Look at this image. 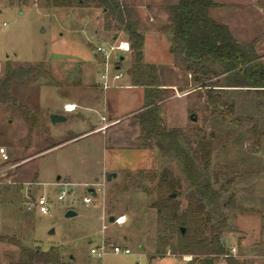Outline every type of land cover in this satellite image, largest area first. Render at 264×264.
<instances>
[{
    "label": "rangeland",
    "instance_id": "obj_1",
    "mask_svg": "<svg viewBox=\"0 0 264 264\" xmlns=\"http://www.w3.org/2000/svg\"><path fill=\"white\" fill-rule=\"evenodd\" d=\"M177 1L120 0L136 12L146 34L148 57L160 63L161 83L183 86V90H166L159 110L161 124L180 130V144L191 152L198 149L199 141L212 148L210 164L206 167L198 160L197 167L202 179L222 195L226 256L242 264H264V94L247 90L225 94L220 88L194 83L191 72L176 62L163 38L153 36L159 28L168 35L170 21L165 8ZM217 5L211 10L214 19L230 25L237 22L233 5ZM103 16L102 9L95 6L54 8L46 0H0V80L10 67L18 70L45 64L40 73L30 75L28 84L10 89L12 99L0 102V147L8 150L12 164H18L5 174L11 182L0 179V264H25L28 257L23 248L54 250L71 264H199L193 255L177 250V225L156 206L165 171L178 184L175 198L180 214L192 188L183 161L172 152H162L155 142L143 148L139 139L142 151H91L83 158L90 176L102 169L117 176L108 181L104 174L98 181L73 185L64 201L57 200L62 187L57 188L55 178L44 179L43 166L52 160L51 155L43 154L44 145L61 141L50 138L41 125L42 90L52 85L73 93L82 76V64L94 66L93 74L101 79L104 67L96 61L97 45L109 44L102 40L111 41L114 35L127 38L115 29L107 31ZM231 27L233 31V24ZM132 56L133 51L121 55L124 69L131 66ZM212 82L222 84L223 78L206 84ZM190 91L185 99L168 100ZM125 105L130 108L133 103L126 101ZM185 109V126L170 127L168 112L180 119ZM192 114L196 121L190 118ZM94 137L79 144L90 143ZM74 146H66L64 152H71ZM96 182L104 183L103 190L89 192ZM38 194H47L53 201L49 214L26 211L27 196ZM87 195L92 197L90 205L83 202ZM70 208L76 216L66 217ZM111 216H125L126 221L112 223ZM103 243L108 253L99 258L91 249ZM116 245L129 248L131 254L114 253L111 247ZM224 257H219L217 264H226Z\"/></svg>",
    "mask_w": 264,
    "mask_h": 264
},
{
    "label": "trees",
    "instance_id": "obj_2",
    "mask_svg": "<svg viewBox=\"0 0 264 264\" xmlns=\"http://www.w3.org/2000/svg\"><path fill=\"white\" fill-rule=\"evenodd\" d=\"M54 8H83L95 6L102 9L104 27L107 31L115 29L123 32L132 44L133 60L128 75L133 85L145 87L144 110L136 117L141 125L140 141L143 148L150 142L165 153L172 152L183 161L184 173L192 188L188 204L180 214L175 193L178 184L170 180L164 172L160 182V195L156 206L165 213L167 220L174 221L178 229L177 250L182 254L193 255V261L208 264L211 258L217 264L224 257L226 264H242L232 256H226L223 232L226 216L221 193L210 182H205L198 170V160L208 166L211 162L212 148L209 143L199 141L198 149L191 152L180 144V130L167 129L161 124L159 102L165 99L166 89H162L158 65L144 62L145 37L141 32L136 12L124 6L120 0H46ZM215 0H178L165 8L170 24L166 31L171 37L170 53L176 62L191 72L192 80L200 87H241L264 93V66L259 54L252 45L238 42L230 27L211 14L217 7ZM45 64L8 68L6 76L0 80V102L12 99L10 89L14 85L28 84L30 75L40 73ZM223 78V83L212 82ZM233 200V199H232ZM185 228V232H182ZM28 260L25 264H71L60 253L23 248Z\"/></svg>",
    "mask_w": 264,
    "mask_h": 264
},
{
    "label": "crops",
    "instance_id": "obj_3",
    "mask_svg": "<svg viewBox=\"0 0 264 264\" xmlns=\"http://www.w3.org/2000/svg\"><path fill=\"white\" fill-rule=\"evenodd\" d=\"M215 2L219 3L220 8L227 7L229 4L235 7L237 22L232 23L235 29L232 31V24L230 25L226 21L220 22L230 27L238 42L252 45L259 54L260 61L264 66V0H234L232 3L228 0H215ZM141 32L145 37L144 62L159 66V61L149 59L146 34L145 31ZM153 36L158 40L163 38L170 51L169 33L165 36L159 28V30H155ZM119 38L121 37L114 35L111 41H102L113 43ZM96 61L101 64L99 66H103L100 56L96 58ZM119 66L125 71L124 76L114 82L116 86L108 90L102 89L101 79L97 78V73L93 74L94 66H87L86 64H82V76L75 83L73 93L68 90L59 91L52 85L44 86L40 96V106L43 111L39 116L41 125L48 129L50 138L61 141L44 145L43 154L52 157L49 165L43 166L44 179L50 180L51 177H54L55 183L66 180L75 186L88 184L95 180L98 181L104 174H108L102 169L92 176L89 175V169L84 165L83 158L91 151L96 148H102L104 151L108 149H136L142 151L139 141L141 125L136 115L145 109V87L133 85L128 75V69H124L122 63ZM161 88L166 90L180 88L183 90V86L179 83L163 84ZM220 90L225 94L235 90L256 91L264 94L262 91L258 92L254 89L248 90L241 87H221ZM189 93L191 91L186 96L170 97L168 100H182L185 99L183 97L187 98L190 95ZM126 101H131L133 105L130 108L127 107L125 105ZM162 103L163 101L158 103L159 110ZM66 105L75 106V109L67 111L65 109ZM52 115H59L64 119L52 121ZM187 115V109L183 111L180 119H175V116L173 117L168 112V116L172 119V123H169L170 127L185 126ZM102 117H105L106 120H102ZM104 124H107V127L101 130L100 127ZM93 136L95 137L92 138L90 143L79 144L82 139ZM69 145L75 146L71 152L65 153L64 148ZM21 192L24 193V190L22 189Z\"/></svg>",
    "mask_w": 264,
    "mask_h": 264
},
{
    "label": "built area",
    "instance_id": "obj_4",
    "mask_svg": "<svg viewBox=\"0 0 264 264\" xmlns=\"http://www.w3.org/2000/svg\"><path fill=\"white\" fill-rule=\"evenodd\" d=\"M5 25V24H4ZM98 55L102 58V64L104 70L101 73V87L104 90H108L113 86H116L114 82L120 80L125 71H123L122 67L119 66L121 64V55L132 52V44L127 38H119L115 40L113 43L104 44L100 43L96 47ZM65 109L67 111H72L75 109V106L66 105ZM102 120H106L105 117H102ZM107 127V124H104L100 127L101 130H104ZM10 154L5 147H0V179L11 182V177L8 179L5 177V174L16 167L18 164H12ZM56 185L62 187L59 189L57 194V200L64 201L66 196L73 191V183L70 182H57ZM72 187V190L69 188ZM104 183L96 182L89 187L94 190V193H99L103 190ZM83 202L86 205H90L92 203V197L87 195L84 197ZM25 209L28 212H38L41 214H49L53 207V201L49 198L47 194H40L37 196H27L25 203ZM126 221L125 216H119L115 218V222L122 224ZM112 251L116 254H131V250L129 248H122L119 245L112 246ZM91 252L99 258H103L107 253V246L103 243L98 247H93Z\"/></svg>",
    "mask_w": 264,
    "mask_h": 264
},
{
    "label": "water",
    "instance_id": "obj_5",
    "mask_svg": "<svg viewBox=\"0 0 264 264\" xmlns=\"http://www.w3.org/2000/svg\"><path fill=\"white\" fill-rule=\"evenodd\" d=\"M121 60H124V57H121ZM190 118H191L192 120H194V121H196V119H197V118L194 116V114H192V115L190 116ZM51 119H52V121H56V120H60V119H64V118H63L62 116H59V115H52V116H51ZM116 176H117L116 173H108V174L106 175V178H107L108 181H111L112 178H113V177H116ZM89 192L94 193V190H93V189H90ZM175 196H176L175 193H173V194L170 195L171 198H175ZM65 215H66V217H74V216L77 215V212H76L75 210H73V209H68V210L66 211V214H65ZM109 220H110V222L114 223V222H115V217H114V216H111ZM52 232H53V231H52ZM182 232H183V233L185 232V228H182ZM206 261H207L208 264H213V261H212L211 258H206Z\"/></svg>",
    "mask_w": 264,
    "mask_h": 264
}]
</instances>
